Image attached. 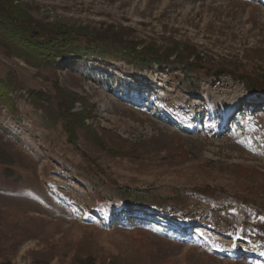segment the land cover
I'll use <instances>...</instances> for the list:
<instances>
[{"label": "rangeland", "instance_id": "374dc122", "mask_svg": "<svg viewBox=\"0 0 264 264\" xmlns=\"http://www.w3.org/2000/svg\"><path fill=\"white\" fill-rule=\"evenodd\" d=\"M11 1L42 28L70 29L69 45H179L203 68L195 94L178 66L71 49L29 61L0 33V264H264V95L243 82L264 79V4ZM126 189L151 203H130Z\"/></svg>", "mask_w": 264, "mask_h": 264}, {"label": "trees", "instance_id": "16d2710c", "mask_svg": "<svg viewBox=\"0 0 264 264\" xmlns=\"http://www.w3.org/2000/svg\"><path fill=\"white\" fill-rule=\"evenodd\" d=\"M30 11L23 7L14 6L11 0H0V33L3 34L2 41L5 44L10 45L16 55L23 57L29 61L39 60L43 61L46 59H53L55 56H66L64 53L66 50H74L77 58H96L97 56L101 58H111V59H122L127 64H132L134 66H139L140 69L151 68L152 64L158 65H173L180 67L185 78L188 80L189 84H194L195 88L192 89L195 94L201 90L200 78L197 75V69H202L203 66L200 63V59H195V61H189L193 54V50L189 47H182L175 45L172 48L161 49L157 45L147 46L142 50L137 49L135 42H130L131 45L127 46L128 52L122 54L107 53L104 48H99L93 50L94 47L90 46L88 49H83L80 45H69L68 32L66 28L52 27L50 29L42 28V25L32 17L29 13ZM105 29L109 31L110 34L113 33L115 27L113 25H106ZM117 34V33H115ZM104 38L116 40L115 38L102 35ZM125 37L126 33L122 30L121 33L117 34V37ZM121 42V40L118 39ZM60 55H57V54ZM175 57L171 59L172 55ZM197 56V55H196ZM195 56V58H196ZM193 57V56H192ZM194 60V59H193ZM218 76L228 75L230 71L227 70H217L215 72ZM246 88L254 96L264 95V79L261 81L257 79H251L249 77L243 78ZM193 87V85H188ZM190 90V89H189ZM1 96L2 93H0ZM71 128L77 123H79V117L69 111L65 113ZM133 190L126 189V192L131 196V202L142 203L150 202L143 198L142 193H132ZM197 193L209 197L210 194L205 192V190L196 189ZM100 200H107V203H112L115 200L114 195H108L106 193L98 194ZM243 206L251 205L244 200H240ZM261 212V211H260ZM264 237V231L263 235ZM80 264H90L89 261L81 262Z\"/></svg>", "mask_w": 264, "mask_h": 264}, {"label": "bare ground", "instance_id": "6f19581e", "mask_svg": "<svg viewBox=\"0 0 264 264\" xmlns=\"http://www.w3.org/2000/svg\"><path fill=\"white\" fill-rule=\"evenodd\" d=\"M150 80H153V77L150 75ZM246 104V103H245ZM246 106V105H245ZM235 107H237L238 108V105H236ZM222 121V120H221ZM219 124H220V126H219ZM223 122L221 123L220 121L217 123V126L220 128L221 126H223Z\"/></svg>", "mask_w": 264, "mask_h": 264}]
</instances>
